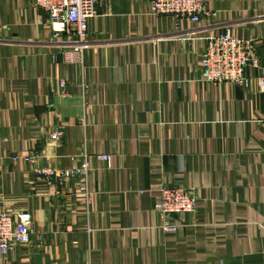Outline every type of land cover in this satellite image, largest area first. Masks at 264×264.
Returning <instances> with one entry per match:
<instances>
[{
  "label": "crops",
  "instance_id": "obj_1",
  "mask_svg": "<svg viewBox=\"0 0 264 264\" xmlns=\"http://www.w3.org/2000/svg\"><path fill=\"white\" fill-rule=\"evenodd\" d=\"M150 2L99 0L92 45L75 53L50 41L33 0H0V211L32 221L30 242L0 264H264L257 69L246 68L248 87L212 85L198 65L205 37L232 24L264 66V0H208L198 24ZM82 153L111 155L91 159L88 206L74 178L40 173ZM161 184L196 199L167 217L173 232L153 208Z\"/></svg>",
  "mask_w": 264,
  "mask_h": 264
},
{
  "label": "built area",
  "instance_id": "obj_2",
  "mask_svg": "<svg viewBox=\"0 0 264 264\" xmlns=\"http://www.w3.org/2000/svg\"><path fill=\"white\" fill-rule=\"evenodd\" d=\"M208 0H151L150 8L154 14L171 15L198 24L201 17L208 14L206 4ZM99 0H33L36 7L46 13V23L50 28V41H61L64 47L75 53L92 45L87 36L88 19L97 14ZM222 30L215 35L205 37V47L198 58L200 80L212 85L233 83L248 87L250 77L245 74L247 67L257 69L259 90L264 91V66L251 51L248 43L233 33L232 24H224ZM199 27L189 31L195 35ZM68 37V38H65ZM67 39L63 41V39ZM65 44V45H64ZM63 86L64 82L61 81ZM86 86L82 85V88ZM84 121V117L80 118ZM260 122L264 125V111ZM59 131L51 133L50 138L56 139ZM76 167L55 170L46 167L40 171L48 183L53 179L61 182L66 178L77 181V190L83 203L88 206L92 200L89 188V176L92 170L91 159L95 158L107 165L111 162V155L102 153L95 156L82 153ZM16 160L18 156L11 157ZM23 161L34 163V155H22ZM153 208L161 217L159 228L163 232H173L177 224L168 220L169 215L192 212L195 207V197L185 188L161 184L154 189ZM16 216V219L14 217ZM31 215L28 211L12 212L0 211V258L11 255L17 245H27L30 242Z\"/></svg>",
  "mask_w": 264,
  "mask_h": 264
}]
</instances>
